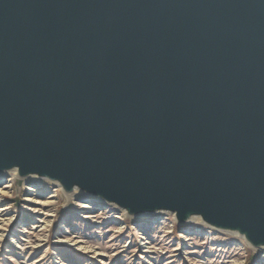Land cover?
<instances>
[{
    "label": "water",
    "instance_id": "1",
    "mask_svg": "<svg viewBox=\"0 0 264 264\" xmlns=\"http://www.w3.org/2000/svg\"><path fill=\"white\" fill-rule=\"evenodd\" d=\"M264 249V0H0V173Z\"/></svg>",
    "mask_w": 264,
    "mask_h": 264
},
{
    "label": "rangeland",
    "instance_id": "2",
    "mask_svg": "<svg viewBox=\"0 0 264 264\" xmlns=\"http://www.w3.org/2000/svg\"><path fill=\"white\" fill-rule=\"evenodd\" d=\"M158 214L132 220L54 183L0 178V264H264L236 234Z\"/></svg>",
    "mask_w": 264,
    "mask_h": 264
},
{
    "label": "bare ground",
    "instance_id": "3",
    "mask_svg": "<svg viewBox=\"0 0 264 264\" xmlns=\"http://www.w3.org/2000/svg\"><path fill=\"white\" fill-rule=\"evenodd\" d=\"M10 175H15V178L16 179H18V177H17V172H16V170H13V171H9V172H4V173H0V178L2 179V178H5V177H7V176H10ZM26 182H34V183H37V184H43V183H45V182H49V181H46V180H41V179H39V178H37V177H35V176H30V177H28V178H25L24 179ZM49 183H53V182H49ZM54 184H56V183H54ZM57 187L59 188V189H61V187L59 186V185H57ZM62 190V189H61ZM68 198H69V200H71V201H77V200H80V199H87V200H94V201H96V199H93V198H91V197H87V196H85L82 192H80V191H78V190H76L72 195H70V196H68ZM159 215V214H158ZM160 215H165V213H160ZM168 215V214H167ZM151 216L152 215H144V216H139V217H131V219L132 220H138V219H142V218H151ZM162 217V216H161ZM158 218V217H157ZM143 220V219H142ZM147 221V220H146ZM176 222V221H175ZM176 224L178 225V226H192V225H203L202 224V222H201V220L199 219V218H194V219H192V220H190V221H188L187 223H185V224H178L177 222H176ZM190 228H192V227H190ZM202 236V235H201ZM241 239H243V238H241ZM244 240V239H243ZM256 250V249H255ZM259 250H263V252H264V249H259Z\"/></svg>",
    "mask_w": 264,
    "mask_h": 264
}]
</instances>
